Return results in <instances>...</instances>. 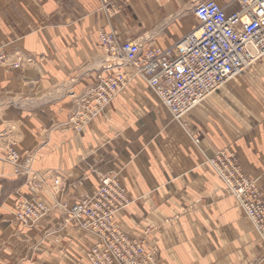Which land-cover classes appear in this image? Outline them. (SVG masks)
<instances>
[{
    "label": "crops",
    "instance_id": "obj_1",
    "mask_svg": "<svg viewBox=\"0 0 264 264\" xmlns=\"http://www.w3.org/2000/svg\"><path fill=\"white\" fill-rule=\"evenodd\" d=\"M103 1L126 8L123 16L108 15ZM174 4L0 0V48L30 59L20 68L0 64V132L33 155L40 178L30 190L0 148V264H88L83 253L92 237L66 222L62 208L34 227L19 226L13 208L22 198L69 206L96 190L104 174L116 175L132 200L119 215L122 228H149L147 241L157 239L164 264H264L244 211L202 163L230 148L264 197V56L180 121L145 82L132 80L81 132L68 123L75 98L94 82L99 32L140 39L143 49L148 33L171 46L184 34L164 21Z\"/></svg>",
    "mask_w": 264,
    "mask_h": 264
},
{
    "label": "built area",
    "instance_id": "obj_2",
    "mask_svg": "<svg viewBox=\"0 0 264 264\" xmlns=\"http://www.w3.org/2000/svg\"><path fill=\"white\" fill-rule=\"evenodd\" d=\"M108 15L113 6L103 1ZM234 6V9L228 11ZM196 26L172 46L162 49L129 40L120 41L115 32L99 33L101 56L95 61L94 82L75 99L69 124L81 132L92 120L104 115L111 100L123 92L132 78H140L159 98L174 120H180L200 102L211 96L229 79L244 73L264 56V0H233L219 4L199 0L191 5ZM30 62L16 53L13 58L0 48V64L20 68ZM130 68L127 76L123 67ZM16 142L0 132L3 160L14 174L25 176L27 186L36 191L38 177L32 171L33 155L19 153ZM223 183L224 190L242 208L264 247V197L254 180L239 166L228 148L205 157ZM54 180V185H58ZM99 187L91 195L65 203L47 204L35 198H22L14 205L21 226L34 227L55 208H62L65 220L92 237L84 257L90 264H162L146 239L125 231L120 212L131 199L116 175H101Z\"/></svg>",
    "mask_w": 264,
    "mask_h": 264
},
{
    "label": "rangeland",
    "instance_id": "obj_3",
    "mask_svg": "<svg viewBox=\"0 0 264 264\" xmlns=\"http://www.w3.org/2000/svg\"><path fill=\"white\" fill-rule=\"evenodd\" d=\"M166 1H172V2H174V3H176V4H174V6L175 7H173V6H171L170 5V8H168L167 6H166V8H165V12H164V14H165V18H164V21H165V23H166V25L167 24H177L178 26H179V28L182 30V33H187V32H189V31H187V28H194L195 26H196V24H197V22H196V20H195V18L193 17V15H192V12H191V5L193 4V2H197V1H199V0H166ZM215 1H217V2H219L220 4H226V3H231L233 0H215ZM156 2H158V0H156ZM113 6V5H112ZM177 7H178V9H177ZM175 8H176V10H175ZM122 9V11H124L126 8H124V7H122L121 8ZM113 10L115 11L114 13H112V14H115V13H118L119 12V14L118 15H122V11H119V10H117L114 6H113ZM111 15V14H110ZM176 15V16H175ZM123 16V15H122ZM192 30V29H191ZM187 31V32H186ZM183 34V35H184ZM183 35H181V37L183 36ZM145 36V35H144ZM157 36V35H156ZM156 36H154V38L152 37L151 39H150V37H151V34H148L147 33V35L144 37V38H146V40H148V41H145V43L146 44H148L149 46L150 45H152V46H155V47H159V48H162V49H165V48H167V47H161L159 44H157V42L155 43L154 42V39H155V37ZM149 37V38H148ZM180 37V38H181ZM127 40H130V39H127ZM140 40V39H139ZM143 41V40H142ZM140 42H141V40H140ZM142 43V42H141ZM98 44H99V42H98ZM98 44H97V46H98ZM172 46V45H171ZM168 47H170V46H168ZM99 48V47H98ZM100 49V48H99ZM101 54H102V51H101V53L98 55V56H101ZM98 56L96 57V59L98 58ZM96 61V60H95ZM259 61V60H258ZM96 66V65H95ZM94 71H96V68H95V70ZM124 71H127L126 70V68H124ZM130 74H131V71H127V76H130ZM132 80H136L137 82L138 81H142L140 78H132ZM87 88V87H86ZM84 91V90H83ZM83 91H81V92H83ZM80 92V93H81ZM79 93V94H80ZM78 94V95H79ZM172 118V117H171ZM173 119V118H172ZM174 120V119H173ZM223 149V148H222ZM229 150H230V148H228ZM29 153V152H28ZM202 163L205 165V166H207V167H209L210 168V166H208L207 164H205L203 161H202ZM104 175H107V174H104ZM108 175H112V174H108ZM100 178V177H99ZM39 177H37L36 178V183L37 182H39ZM57 180V179H56ZM100 185V184H99ZM125 187V186H124ZM126 188V187H125ZM98 189V188H97ZM96 189V190H97ZM96 190H94L93 192H95ZM127 190V189H126ZM92 192V193H93ZM128 192V191H127ZM223 192L225 193V194H227V195H229L225 190H224V186H223ZM91 193V194H92ZM91 194H89V195H91ZM129 194V193H128ZM88 196V195H87ZM230 196V195H229ZM129 197H130V195H129ZM233 197V196H232ZM131 199V198H130ZM132 201V200H131ZM44 202V201H43ZM46 203V202H45ZM48 204V203H47ZM235 204L237 205V203L235 202ZM53 205V204H52ZM238 206V205H237ZM60 208V207H59ZM61 209V208H60ZM125 209V208H124ZM123 209V210H124ZM54 210V209H53ZM122 210V211H123ZM52 211V210H51ZM121 211V212H122ZM120 212V213H121ZM120 215V214H119ZM119 221H120V219H119ZM67 222V221H66ZM120 224H121V222H120ZM72 225V224H71ZM20 226V225H19ZM122 226V225H121ZM75 228V227H74ZM77 229V228H76ZM149 229V228H148ZM77 230H79V229H77ZM145 230V228L142 230V232ZM79 231H81V230H79ZM82 232V231H81ZM84 232V231H83ZM141 232V233H142ZM151 231L149 230V232H148V234L146 235V239H147V236L149 235V233H150ZM85 234H87L86 232H84ZM83 233V234H84ZM141 233L140 234H134V235H141ZM89 235V234H88ZM258 236V235H257ZM92 241V240H91ZM91 241H90V243H91ZM156 242H157V239L154 237V238H152L151 240H149L148 241V243H149V245H150V248H152L155 252H156V254L158 255V252H157V248H156ZM90 243L88 242V245H87V247L90 245ZM261 246H262V244H261ZM87 247H86V249H87ZM263 248V250H264V247H262ZM85 249V250H86ZM85 250H84V252H85ZM83 257H84V253H83ZM158 257H159V255H158ZM86 259V258H85ZM159 259H160V257H159ZM160 261L162 262V264H164L163 263V261L160 259ZM86 262L88 263V264H90L87 260H86Z\"/></svg>",
    "mask_w": 264,
    "mask_h": 264
},
{
    "label": "bare ground",
    "instance_id": "obj_4",
    "mask_svg": "<svg viewBox=\"0 0 264 264\" xmlns=\"http://www.w3.org/2000/svg\"><path fill=\"white\" fill-rule=\"evenodd\" d=\"M217 2V1H216ZM217 3H219V2H217ZM220 4V3H219ZM101 32V31H100ZM99 32V33H100ZM105 32V31H104ZM186 34V33H185ZM180 39V38H179ZM120 40V39H119ZM120 41H125V40H120ZM129 41H132V42H140V40L139 39H130ZM168 48V47H167ZM167 48H165V49H167ZM124 68H127L129 71H130V68H128L127 66H125V67H123L122 69H123V71H124ZM125 72V74H127V72L126 71H124ZM232 79V78H231ZM230 80V79H229ZM132 81V79L130 80V82ZM143 81V80H142ZM144 82V81H143ZM227 82V81H226ZM146 84V83H145ZM223 86V85H222ZM218 91V90H217ZM120 94V93H119ZM118 95V94H117ZM116 95V96H117ZM210 97V96H209ZM159 99V98H158ZM207 99V98H206ZM113 100V99H112ZM111 100V101H112ZM160 101V100H159ZM204 101V100H203ZM161 102V101H160ZM201 103V102H200ZM163 105V104H162ZM108 107V106H107ZM166 108V107H165ZM107 109V108H106ZM167 109V108H166ZM169 112V111H168ZM170 114V113H169ZM170 116H171V114H170ZM172 117V116H171ZM93 121V120H92ZM177 121H180V120H177ZM86 127V126H85ZM223 149H225V148H223ZM222 150V149H221ZM220 151V150H219ZM233 152V151H232ZM234 153V152H233ZM234 155H235V153H234ZM238 162V161H237ZM239 164V163H238ZM240 166V165H239ZM241 167V166H240ZM253 180V179H252ZM256 183V182H255ZM258 186V185H257ZM261 190V189H260ZM230 195V194H229ZM241 208V207H240ZM245 214V213H244ZM248 219V218H247Z\"/></svg>",
    "mask_w": 264,
    "mask_h": 264
}]
</instances>
